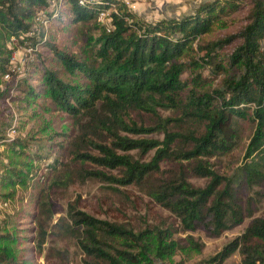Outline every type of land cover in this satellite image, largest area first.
Returning a JSON list of instances; mask_svg holds the SVG:
<instances>
[{
	"label": "trees",
	"instance_id": "1",
	"mask_svg": "<svg viewBox=\"0 0 264 264\" xmlns=\"http://www.w3.org/2000/svg\"><path fill=\"white\" fill-rule=\"evenodd\" d=\"M101 11L106 27L97 22ZM41 12L46 30L33 29ZM223 20L239 26L206 40ZM0 24L11 36L25 35L36 53L14 89L29 100L49 97L75 120L69 139L45 144L48 154L53 145L56 150L49 171L64 167L62 185L90 178L116 186L146 183L154 202L177 219L135 232L69 203L67 220L57 226L75 239L83 264H166L161 260L172 254L175 233L203 230L216 238L253 216L251 196L243 204L240 194L264 187V0H208L193 13L155 21L140 18L125 0H0ZM6 74H12L9 57L0 56V79ZM219 77L222 85L209 89ZM244 126L250 135L241 164L218 172L211 160L233 152ZM0 144L24 154L22 165L9 161L2 187L36 179L17 168L42 158L44 149L31 135L8 138L0 128ZM132 151L153 154L141 161ZM190 177L208 181L198 187ZM43 196L34 203L43 206ZM39 235L41 249L44 230ZM152 236L154 258L145 244ZM235 252L240 264H264V214L204 264H223Z\"/></svg>",
	"mask_w": 264,
	"mask_h": 264
},
{
	"label": "rangeland",
	"instance_id": "2",
	"mask_svg": "<svg viewBox=\"0 0 264 264\" xmlns=\"http://www.w3.org/2000/svg\"><path fill=\"white\" fill-rule=\"evenodd\" d=\"M206 1L208 0H125L131 10L147 21L178 18L193 13ZM44 17L43 12L39 13L34 20L33 29H37L41 24L46 30L47 24L42 20ZM97 22L106 27L109 20L106 16L104 19L98 18ZM238 26L237 23L223 20L214 27L213 33L206 37V40L233 32ZM78 30H82V27ZM24 37L23 34L19 37L7 34L0 24V56L9 57L12 71L8 77L4 75L0 79V128L5 129V136L8 138H25L31 135L37 145H40L39 149H44L39 161L27 157V161L31 160L32 164L17 167L23 171L36 173L37 177L40 176L42 179L37 181V177L36 179L29 177L23 184L9 183L3 187L0 185V264H83L84 255L75 239L66 235L57 226L61 220H67L68 204L74 201H77L81 210L95 217L123 224L135 232L154 226L163 228L171 222L176 224L175 216L150 197L146 183L143 186H116L90 178L84 182L76 180L62 185L59 178L64 167L58 165L56 170L49 171L47 166L53 161L56 150L53 145L52 152L48 154L46 151L48 147L45 144L49 141L53 143L69 139L70 135L76 133V125L75 120L57 108L49 97L42 95L29 100L23 93L14 89L17 79L28 76L29 69L36 61V53ZM80 45L84 46L86 43ZM31 82L35 83V80L31 79ZM221 85L219 77L210 83L208 88H217ZM159 110L163 115L170 114V110L161 108ZM240 135L238 146L231 154L211 160L215 162L218 172H229L241 164L250 135L249 127L244 126ZM150 136L162 139L161 134ZM131 154L135 159L148 161L153 151L143 155L132 151ZM23 155L13 153L6 145L0 144V175L6 173L8 167L13 166L10 160L13 164L22 165ZM60 159L68 161L65 151L60 152ZM164 166L168 164H163ZM189 181L194 186L203 187L208 179L190 177ZM41 192L46 195L43 196L45 197L43 206L38 202L34 203L35 197L36 201L40 199ZM263 192L264 187L253 186L248 190V194H240L243 204L247 202V195L251 196L253 216L246 217L240 225L224 231L219 237H209L203 230L175 233L177 244L172 254L166 255L161 262L204 264V261L218 252L226 242L241 234L253 217L264 214V197H261ZM40 229L45 232L41 249L37 246ZM188 235L202 247L197 249L188 239ZM145 241L147 253L154 258L155 238L152 236ZM223 264H240L238 253L232 254Z\"/></svg>",
	"mask_w": 264,
	"mask_h": 264
},
{
	"label": "built area",
	"instance_id": "3",
	"mask_svg": "<svg viewBox=\"0 0 264 264\" xmlns=\"http://www.w3.org/2000/svg\"><path fill=\"white\" fill-rule=\"evenodd\" d=\"M60 1H63V0H60ZM76 1L78 2V4H84V3H86L88 0H76ZM106 16H107V12L101 11V12L99 13L98 18H99V19H104ZM5 76L8 77L9 74H6Z\"/></svg>",
	"mask_w": 264,
	"mask_h": 264
}]
</instances>
